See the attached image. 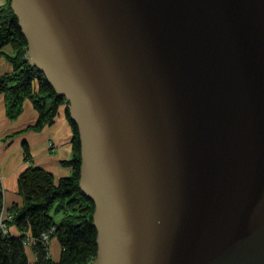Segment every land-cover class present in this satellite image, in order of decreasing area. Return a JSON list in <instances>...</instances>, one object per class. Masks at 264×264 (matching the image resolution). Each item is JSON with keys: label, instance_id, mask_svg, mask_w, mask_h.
Wrapping results in <instances>:
<instances>
[{"label": "water", "instance_id": "water-1", "mask_svg": "<svg viewBox=\"0 0 264 264\" xmlns=\"http://www.w3.org/2000/svg\"><path fill=\"white\" fill-rule=\"evenodd\" d=\"M68 102L91 264H264V0H11Z\"/></svg>", "mask_w": 264, "mask_h": 264}, {"label": "trees", "instance_id": "trees-1", "mask_svg": "<svg viewBox=\"0 0 264 264\" xmlns=\"http://www.w3.org/2000/svg\"><path fill=\"white\" fill-rule=\"evenodd\" d=\"M10 1L0 7V56L5 55L12 70L0 75V94L4 96L6 116L11 120L21 115L25 100H31L38 117L27 129L39 131L53 123L58 108L63 104L66 105L65 112L69 119L68 104L44 75L29 63L26 54L28 42ZM7 46L12 48V53L4 51ZM70 123L74 133L72 157L62 163L70 166L72 172L56 180L52 172L30 164L20 173L18 191L22 205L10 207L11 216L6 222L15 224L23 234L15 237L0 231V264H30L26 251L28 244L33 245L37 256L34 264H91L96 256L95 205L79 186L80 139L77 126L72 121ZM23 149L25 159L31 162L32 155L26 141L23 142ZM2 210L3 193L0 186V215ZM51 211L56 214L61 212V219L57 221ZM27 230L30 237L25 235ZM44 233L59 240V260L49 257L48 244L42 238ZM31 239L34 242L29 243Z\"/></svg>", "mask_w": 264, "mask_h": 264}, {"label": "crops", "instance_id": "crops-1", "mask_svg": "<svg viewBox=\"0 0 264 264\" xmlns=\"http://www.w3.org/2000/svg\"><path fill=\"white\" fill-rule=\"evenodd\" d=\"M8 0H0V7L6 6ZM6 53H12V48H4ZM12 70L11 63L5 55L0 56V75ZM66 105L58 108L57 115L52 124L44 126L41 130L27 129L33 125L38 117L31 100L26 99L23 104V112L11 120L6 116L5 101L0 94V183L3 193V210L7 218H10V207L22 205V197L18 191V177L30 164L42 167L53 173L56 180L71 174L70 166L62 161L72 157L73 128L65 112ZM28 143L32 155L31 162L24 156L23 142ZM62 217V213H57ZM59 221V220H58ZM8 233L12 236H20L23 232L15 225L8 224ZM25 235L30 237V231ZM49 257L59 260L61 245L56 237H52L47 246ZM30 264H34L37 256L33 245L26 246Z\"/></svg>", "mask_w": 264, "mask_h": 264}, {"label": "built area", "instance_id": "built-area-1", "mask_svg": "<svg viewBox=\"0 0 264 264\" xmlns=\"http://www.w3.org/2000/svg\"><path fill=\"white\" fill-rule=\"evenodd\" d=\"M0 186H1V183H0ZM7 220V216L4 214V213H1L0 215V231L3 232V233H8V224L6 222ZM54 229L51 230V232L53 231ZM49 233H44L42 235V238L45 242V244L47 245L49 243ZM34 242V239H31L29 243H32Z\"/></svg>", "mask_w": 264, "mask_h": 264}, {"label": "rangeland", "instance_id": "rangeland-1", "mask_svg": "<svg viewBox=\"0 0 264 264\" xmlns=\"http://www.w3.org/2000/svg\"><path fill=\"white\" fill-rule=\"evenodd\" d=\"M27 57H28V50H27ZM67 104H68V102H67ZM1 189H2V186H1ZM51 214L54 216V218L58 221V220H60V215L59 214H56L54 211H51ZM50 237H49V241H50ZM49 244V243H48Z\"/></svg>", "mask_w": 264, "mask_h": 264}]
</instances>
